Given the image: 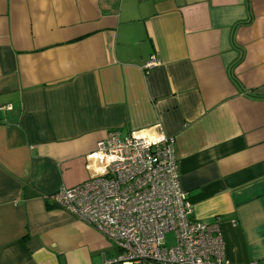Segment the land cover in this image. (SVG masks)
I'll use <instances>...</instances> for the list:
<instances>
[{"label":"crops","instance_id":"crops-1","mask_svg":"<svg viewBox=\"0 0 264 264\" xmlns=\"http://www.w3.org/2000/svg\"><path fill=\"white\" fill-rule=\"evenodd\" d=\"M4 105L0 264L116 258L46 199L90 176L108 131L155 125L191 217L219 219L229 264H264V0H0Z\"/></svg>","mask_w":264,"mask_h":264},{"label":"built area","instance_id":"built-area-1","mask_svg":"<svg viewBox=\"0 0 264 264\" xmlns=\"http://www.w3.org/2000/svg\"><path fill=\"white\" fill-rule=\"evenodd\" d=\"M159 64L152 55L144 68ZM153 129L123 136L108 131L87 155L90 176L59 187L47 196L48 204L118 246L119 255L104 264H229L219 219L191 217L192 204L179 182L175 138L159 125ZM166 233L174 234L173 244L167 245Z\"/></svg>","mask_w":264,"mask_h":264},{"label":"rangeland","instance_id":"rangeland-1","mask_svg":"<svg viewBox=\"0 0 264 264\" xmlns=\"http://www.w3.org/2000/svg\"><path fill=\"white\" fill-rule=\"evenodd\" d=\"M165 237H166L167 245L173 244V241H174V234L173 233H166Z\"/></svg>","mask_w":264,"mask_h":264}]
</instances>
